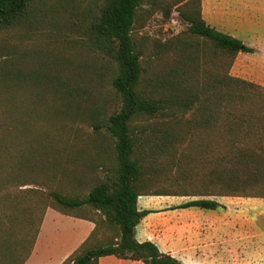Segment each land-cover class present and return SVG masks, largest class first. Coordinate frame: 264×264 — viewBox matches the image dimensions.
I'll return each mask as SVG.
<instances>
[{"label": "trees", "instance_id": "obj_1", "mask_svg": "<svg viewBox=\"0 0 264 264\" xmlns=\"http://www.w3.org/2000/svg\"><path fill=\"white\" fill-rule=\"evenodd\" d=\"M34 1L0 0V31L25 22ZM144 5L165 19L175 7L184 29L137 36ZM84 32V46L107 64L115 107L96 110L88 138L95 151L77 161L41 163L0 136V264L26 261L47 208L94 223L61 264H97L104 255L182 264L136 239L135 226L153 211L137 199L200 196L177 207L213 209L211 196L264 197V86L229 72L237 53L252 48L208 24L199 0H101ZM160 179L176 189H148Z\"/></svg>", "mask_w": 264, "mask_h": 264}, {"label": "rangeland", "instance_id": "obj_2", "mask_svg": "<svg viewBox=\"0 0 264 264\" xmlns=\"http://www.w3.org/2000/svg\"><path fill=\"white\" fill-rule=\"evenodd\" d=\"M100 2L35 0L25 22L0 31V111H10L7 117L0 115V136L12 151L14 143H20L25 156L41 159V163L66 155L77 161L95 151L88 138L98 115L96 110L108 113L115 107L108 88L107 64L84 46L85 28ZM199 4L208 24L240 38L252 48L251 52L237 53L230 74L264 86V0H199ZM144 7L146 10H141L135 26L137 36L165 39L184 29L175 7L167 19L159 9ZM96 139L101 141L102 137ZM103 170L98 168L97 174L101 175ZM62 181L61 190L66 192L68 183ZM164 186L176 189L173 181L162 179L148 189L159 190ZM161 196H167L164 198L169 202L181 203L200 196H139L153 210L142 222L149 231L147 236L170 238L171 218H175L182 225L180 235L186 243L187 223L201 219L202 215L168 209L161 216L164 222L160 229L156 212L163 201ZM224 198L231 205L228 220L236 221V230L241 233L242 264H264L262 256L257 262L249 253L253 247L264 245V197ZM67 220L56 210L47 208L40 237L42 249L46 245L54 252L59 250L58 234L69 230ZM194 229L190 242L196 246L194 256L198 257L204 229L202 226ZM254 233H260V237L255 238ZM51 244L53 248L47 246ZM178 255L187 264V256ZM193 262L190 264H200Z\"/></svg>", "mask_w": 264, "mask_h": 264}, {"label": "crops", "instance_id": "obj_3", "mask_svg": "<svg viewBox=\"0 0 264 264\" xmlns=\"http://www.w3.org/2000/svg\"><path fill=\"white\" fill-rule=\"evenodd\" d=\"M161 197L163 201L160 203V206H158L156 212L158 214V218H160L158 219V225H160L158 227L160 229L162 227L161 224L164 222L163 217L161 216L166 215L168 209L188 211L197 215H202V218H197L187 223V241L185 243L182 241V234L180 235V227H182V225H179L175 218H171L172 224L170 238H165L164 240V236H160L152 239L147 236L149 231L145 226H143L142 222L145 217L150 214L148 213L140 219L134 228L135 237L138 241L146 239L153 241L161 252L170 254L178 259L182 264H185V262L178 254H185L187 256V264H190L193 261V263L200 264H242L243 248L240 238L241 233H238L236 230V221L233 222L232 219V221L228 220V208L231 207V205H228L227 199L224 198L226 196H211V199L218 202V206L213 209H202L195 206L180 208L177 206L181 202H169L165 200L166 198H164L167 196ZM145 203L146 202L143 201L141 202L138 197L137 206L139 209L152 210ZM58 215L68 219L67 222L69 224L68 231L58 234L59 240L57 241V244L60 247L59 250L54 252V250L49 248L47 249L46 245L44 249L41 248L40 237L43 232V224L45 221L44 215L33 249L23 264H61L62 261L89 236L94 228V223L88 219L60 212H58ZM231 225H233V228H231ZM196 226H202L204 229L201 237L202 244L198 247V249L201 250V257L200 255L198 257L194 256V249H196V246L191 245L190 242V237L191 235H194V228ZM174 230H176V233H174ZM259 234L260 233H254L255 238L260 237ZM47 246H51V248H53V244ZM249 253L253 254L256 257L255 260L259 262V256L264 258V245L253 247ZM97 264L144 263L140 260L118 258L114 255H104L98 258Z\"/></svg>", "mask_w": 264, "mask_h": 264}]
</instances>
